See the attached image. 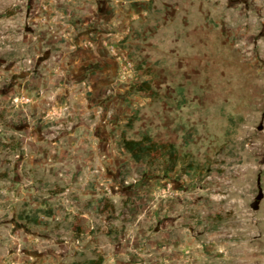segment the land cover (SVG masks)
<instances>
[{"label":"rangeland","instance_id":"374dc122","mask_svg":"<svg viewBox=\"0 0 264 264\" xmlns=\"http://www.w3.org/2000/svg\"><path fill=\"white\" fill-rule=\"evenodd\" d=\"M263 49L264 0H0V264H264Z\"/></svg>","mask_w":264,"mask_h":264},{"label":"trees","instance_id":"16d2710c","mask_svg":"<svg viewBox=\"0 0 264 264\" xmlns=\"http://www.w3.org/2000/svg\"><path fill=\"white\" fill-rule=\"evenodd\" d=\"M138 90L145 93L152 91L149 83H145V85L139 87ZM133 124L134 121H131L128 127L132 128ZM119 145L134 162L145 165L152 172L162 171L172 173L176 171L183 160L175 142L160 141L148 134L143 135L139 139H130L123 134ZM98 202L99 208L102 207L106 212L114 208L105 198L99 199ZM47 213L49 216L52 215L51 211H47ZM21 218L34 224H37L39 220L38 215H24ZM103 262V258H100L91 259L81 264H103Z\"/></svg>","mask_w":264,"mask_h":264},{"label":"bare ground","instance_id":"6f19581e","mask_svg":"<svg viewBox=\"0 0 264 264\" xmlns=\"http://www.w3.org/2000/svg\"><path fill=\"white\" fill-rule=\"evenodd\" d=\"M250 48V47H249ZM253 51V50H252ZM263 51H264V49H263ZM254 52V51H253ZM243 55H244V58H245V61H247V62H249V63H251V68H250V71H253V65H257V63H256V61L258 62V60L257 59H259L258 58V54H253V53H251V51L247 48V49H245L244 51H243ZM262 56V55H261ZM260 57V56H259ZM261 60V59H260ZM247 170H248V168H247ZM257 242V241H256ZM260 244H261V242H260ZM259 252V251H258Z\"/></svg>","mask_w":264,"mask_h":264},{"label":"water","instance_id":"95a60500","mask_svg":"<svg viewBox=\"0 0 264 264\" xmlns=\"http://www.w3.org/2000/svg\"><path fill=\"white\" fill-rule=\"evenodd\" d=\"M262 197H263V194L261 193V194L258 196V200L262 199ZM253 207H254V208H257V207H258V204L255 203V204L253 205Z\"/></svg>","mask_w":264,"mask_h":264}]
</instances>
